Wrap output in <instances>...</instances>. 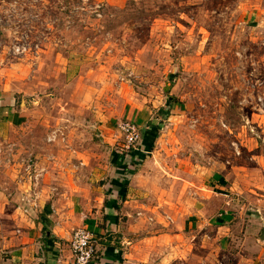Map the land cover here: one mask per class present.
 Returning a JSON list of instances; mask_svg holds the SVG:
<instances>
[{"label":"rangeland","instance_id":"obj_1","mask_svg":"<svg viewBox=\"0 0 264 264\" xmlns=\"http://www.w3.org/2000/svg\"><path fill=\"white\" fill-rule=\"evenodd\" d=\"M0 72L32 83L37 110L5 153L16 174L17 154L53 155L58 176L103 173L107 127L132 101L161 155L264 172V0H0Z\"/></svg>","mask_w":264,"mask_h":264},{"label":"crops","instance_id":"obj_2","mask_svg":"<svg viewBox=\"0 0 264 264\" xmlns=\"http://www.w3.org/2000/svg\"><path fill=\"white\" fill-rule=\"evenodd\" d=\"M2 73L0 246L8 253L5 264H74L70 241L79 228L96 237L92 264H264V172L238 170L234 176L161 155L151 141L159 126L135 101L107 127L112 154L103 173L58 176V158L35 154H17V174L7 170L3 163L12 143L23 148L22 138L13 136L33 125L37 110L25 98L32 83L18 72ZM122 119L142 132L130 158L119 152ZM84 158L77 152L78 161Z\"/></svg>","mask_w":264,"mask_h":264},{"label":"built area","instance_id":"obj_3","mask_svg":"<svg viewBox=\"0 0 264 264\" xmlns=\"http://www.w3.org/2000/svg\"><path fill=\"white\" fill-rule=\"evenodd\" d=\"M28 49L26 46L13 47V51L17 54H22ZM118 130L123 142L121 156L130 158L138 150L142 140V132L136 123L128 120L121 121L118 124ZM96 247V237L92 232L86 228L75 230L70 241L74 264H92L97 253Z\"/></svg>","mask_w":264,"mask_h":264},{"label":"trees","instance_id":"obj_4","mask_svg":"<svg viewBox=\"0 0 264 264\" xmlns=\"http://www.w3.org/2000/svg\"><path fill=\"white\" fill-rule=\"evenodd\" d=\"M157 131H158V130H155V131H154V134H155V135H154V137L151 139V141H152L153 143H154V142H155V140H156V138H155V137H156V135L158 134V132H157Z\"/></svg>","mask_w":264,"mask_h":264}]
</instances>
